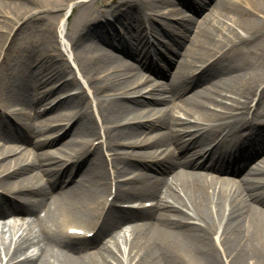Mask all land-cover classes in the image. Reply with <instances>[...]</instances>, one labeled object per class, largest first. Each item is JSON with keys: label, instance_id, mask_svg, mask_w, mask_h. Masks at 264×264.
Wrapping results in <instances>:
<instances>
[{"label": "bare ground", "instance_id": "1", "mask_svg": "<svg viewBox=\"0 0 264 264\" xmlns=\"http://www.w3.org/2000/svg\"><path fill=\"white\" fill-rule=\"evenodd\" d=\"M0 1L8 4L4 12L9 17L0 23L4 25L0 32L1 80L13 42L23 27L20 28L18 21L27 20L32 9L41 8L50 13L71 0ZM90 1L67 4L65 15L77 3L74 29L78 25L87 27L85 34L69 40L68 47L73 44L83 47L93 40L87 58L81 60L71 47L72 58L82 61L83 68H89L91 75L87 73L86 77H91L90 87L104 142L89 150L93 143L77 138L79 133L94 135L95 130L99 135L100 129L91 103L86 101L85 91L79 86L77 91L53 101L49 108L56 112L57 120L69 119L63 109L59 111L61 107L73 106L76 112L63 133H70L69 139L47 148L55 145L61 136L45 137L49 135L47 131L63 127H51L49 118L42 116L39 109L36 111L35 106L43 100L51 103L55 91L69 90L77 81L55 36L53 17L48 25L50 34L46 36L44 32L37 51L23 47L15 56L26 53L25 59L15 67L21 76L29 78L32 100L19 82H12L9 88L0 83V129L8 121L5 111L16 113L22 126L14 135L7 136L0 130V218L6 214H13L15 219L34 215L30 225L35 228L32 230L29 225L24 229L9 251L0 241V261L3 256L6 261L13 259L18 251L33 245L36 246L33 253L7 264H123L120 257L123 241L129 253L126 264H264V192L249 195L234 176L247 173L264 186V158L257 167L250 165L252 158L263 154L260 151L264 147V60L258 65L231 68L220 63L226 58L223 53L228 47L210 46L216 40L214 21L228 25V18L235 23L228 25L229 35L234 32L237 36L234 49L247 48L255 36L240 38L237 30L252 34V30L260 29L264 15L259 13L264 14V0H218L200 19L191 14L165 13L172 8L167 1L108 0L116 19H123L136 29L124 35H119L105 17L91 13ZM211 1L183 0L182 5L198 14ZM155 11L169 19L151 28L149 19ZM170 17L175 18L170 20ZM150 31L164 37L159 45L169 57V67L174 63L171 55L177 57V49L188 40L181 57L176 59L172 76L170 70L152 69L154 76L163 81L143 77L138 70L148 68L149 63L158 65L151 61L152 55L163 57L157 46L147 43ZM66 36L69 38L72 33ZM58 56L62 57L61 61L56 60ZM125 58L133 59L138 66ZM121 66L126 68V73L120 72ZM67 73L70 78L61 80ZM51 81L58 84L56 88L36 96ZM173 83H180L178 90L168 89ZM144 86L149 87V96L141 98L139 94ZM197 87L202 88L197 90ZM226 88L228 91H224ZM127 90L136 94L123 98L122 93ZM10 92L13 95L17 92L20 98L30 102L26 104L33 114L15 108V103L8 99ZM256 96L261 102L250 111L245 104L248 98ZM175 110L178 116L173 113ZM119 114L122 115L117 118ZM148 114L154 116L150 137V130L143 126ZM120 120L124 122L117 124ZM8 128L13 129V125L9 124ZM127 130L130 132L125 133ZM118 138L124 140L121 151L116 149ZM34 140L41 148L46 147L41 156L31 149ZM103 145L109 157L103 152ZM195 156L201 161L191 163ZM54 161L64 167L56 168ZM108 165L115 180L112 192ZM127 171L131 172L130 177L117 179L118 174ZM44 175L54 177L45 189L44 183L49 179ZM136 184L142 186V197L153 202L125 219L128 210L112 203L135 193ZM55 190L53 194L57 195H52L51 191ZM13 194L20 200L9 196ZM109 206L111 211H107ZM61 214L77 218L81 227L94 230L92 237L77 238L66 234L63 227L59 232L48 229L46 220L53 221ZM126 225L129 227L120 231ZM216 228L217 239L213 236ZM91 247L95 249L88 251Z\"/></svg>", "mask_w": 264, "mask_h": 264}, {"label": "rangeland", "instance_id": "2", "mask_svg": "<svg viewBox=\"0 0 264 264\" xmlns=\"http://www.w3.org/2000/svg\"><path fill=\"white\" fill-rule=\"evenodd\" d=\"M76 1H78V0H71L67 4L70 5V4H72V2L74 3ZM107 1L108 0H91L90 3H88V7H89L88 9H89V11H91V13L97 14L99 17H105V16L108 17L109 21L108 20L107 21L111 24H114L117 31L121 32L123 30L125 34H129L130 32L133 33V31L136 29L134 27H130L129 25H127L125 20L121 19V21H120V18L116 19L118 17L114 16V11H112L111 8L108 7L109 4L107 5ZM155 1H158V0H155ZM162 1H167V2H169V5L173 6L171 9L165 10V13H167V14H173L174 16H178L181 14H191V15H194L197 19H200V18H202L203 15H205L206 13H208L210 11V8H212L217 3L218 0H212L208 4L207 8L200 11L198 14H195L192 11L185 9L183 6H179V3H178L179 0H162ZM198 1L199 0H191V2H197V3H198ZM202 1H206V0H202ZM67 4L65 6H63L61 9L57 8L53 12H50V13L43 12L41 10V8L32 9L30 11L31 14L28 16L29 18L27 20H25V18H22L18 21L20 24V28L22 26L23 27L21 28V31H20L17 39L13 42L14 48L12 47L10 54L8 56V64L3 68L0 83L3 84L2 86L9 88V84H12V82L13 83L19 82L20 84H22L23 90L25 89V93L27 95H31L30 100H32V97L34 95H33V91L30 88V86H28L29 78L26 79L25 77L21 76L22 73L16 71V67H15V65L17 63H19L25 59L26 53L23 52L21 57L16 58L15 56L17 54H20L23 51V47L33 48L34 50L37 48V46L40 47L39 41L43 37L44 32L46 33V36L48 35L47 33L50 34V27L48 25H49V23L53 22L52 18L54 17L56 19L55 20L56 21L55 35L57 36V40L60 44L61 50L65 53V55L63 57L68 60L69 65H70L71 69L73 70V73H74L77 81L75 82V85H73L69 90H66V91L61 90L60 92L55 91V93L53 94V96H55V97L52 98L53 100L51 103H48L47 100H43L40 102L39 105L37 104L35 106L36 107L35 109H37L36 111H38V107H39L40 112L43 114L42 116H46L49 118V125L51 127L54 128V127L59 126V125H61L63 127L62 129H53L51 131H47V134L49 133V135L45 136V137L51 138L52 136L56 137V136L61 135L59 141L57 143H55V145H48L47 148L59 146L63 142L67 141L70 137V133L66 134V135L64 134L65 137L62 139V137L64 136L63 133L66 131V128L69 126V124L71 123V121L75 117L76 109L73 106L61 107V109H59V111L63 109V112H65L70 117L68 120H57L55 118V115H54V114H56V112L53 110H49V108L54 104L53 101L57 100L58 98H62L63 96L67 95L70 92L77 91L78 87L81 86L83 88V90L85 91V94L87 96L86 101L89 104L91 103V106H92L91 111L93 112V115L95 117V121H96L98 127L100 128V135L98 136L96 134L97 130L94 129L95 130L93 132L94 135L81 136L83 134L79 133L81 135H78L77 138L81 139V140L88 139V140H90V142H93V145L89 149V150H92L94 145L96 146V144H98V143L102 144L104 142V136L102 135V130H101L102 123L100 121V116L96 110L95 100H94V97H93L92 92H91V87H90L91 77H86V74L89 73V68H83L82 61H80V60L74 61L73 60L72 48H74L75 52H77V55H78L77 57L80 56L81 60H83V59L87 58L86 55H87L88 51L91 50L90 45L93 43V40L90 41L91 43H89L83 47H74L75 44H73L70 46V49H69V47H68L69 40L71 38L78 37L79 34H85L87 31V27L85 26L83 28L82 27L83 25H78L76 27V29H74L73 23L75 24V15H76V12L78 10L77 5H76L77 3H75L73 5L74 7L72 9V12H71L69 19L66 20V22H64V20H63L64 12L67 10V8H69V5L67 6ZM5 5H8V4L2 3L0 1V23H5L6 20H8V18H9L6 15V13L4 12V11H6ZM162 5L166 6V3H162ZM148 10L150 12H154V10H150V9H148ZM259 14H260V16L264 15L263 13H259ZM166 17L167 16H164L162 14H156V11H155V13H153L151 18L149 19V24H150L151 28L153 27V25L159 24L160 21L165 20ZM170 19H173V18H170ZM226 21H227L228 25L232 24L233 26H235V23L233 22V20L227 18ZM258 23L259 22H256V25ZM139 24L142 25L143 27H145V24H143V23H139ZM214 25H215L216 29L213 30V32L215 34L216 40L213 41L210 44V46H212L213 48H215L217 46L228 47V49L223 53L224 57H226V58H223L224 61L220 62L222 65L230 66L231 68L232 67H240L242 64L247 65V66H253L255 64L258 65V63H260L264 60L263 59L264 58V22H260L259 23L260 29L252 30L251 31V32H253L252 34H246V31L237 30L240 33V35H239L240 38L247 37V36H255V40L252 41L251 43H249L247 48H244L243 50H240L239 48L234 49L235 45H233V42L237 40V36L233 35L234 32L229 35L228 25L221 23L218 20L214 21ZM2 29H4V25L0 24V32ZM146 30H147V28H146ZM261 31L263 33H261ZM69 33H72V36H69ZM66 34H68L69 38H67ZM161 38H162L161 36L156 35V33H154V32H149L147 34V39H149L151 44H153V45L156 44V46L162 51L161 55L163 56L162 58H159L157 55H152L151 58L153 60L157 61V63H158L157 68L158 69L163 70V71L170 70L171 76H172V72L176 69V66H177V60L176 59L179 56L181 57V54H182V52H184L186 44L188 43V40H186L185 43L183 45H180V48L177 49L178 50L177 54L179 53V55L176 54L177 57H175L174 55H171L172 56L171 61H174V63L170 64V67H169L168 66L169 57L166 56L167 53L164 51L163 47H161V45H159V41ZM129 39H131V38H129ZM131 41H134V40L131 39ZM28 42H31L32 44L28 43ZM216 43H217V45H216ZM135 44H137V43L135 42ZM107 50H110V49L108 48ZM35 51H37V50H35ZM164 54H165V56H164ZM221 57H222V55H221ZM61 59H62V57L58 56L56 60L61 61ZM125 59H127L133 65L138 66V63L135 62L134 60H132L130 58H125ZM30 67L33 68V66H30ZM119 70L122 73H126V68L124 66L119 67ZM138 70L140 72H143V76L150 77V78L153 77L157 81L162 80L159 77H154V75L152 73H150L148 70L146 71L145 69H143L141 67ZM89 75H91V74L89 73ZM70 76L71 75L67 73V74H65V76L61 80L65 79V78L68 79V78H70ZM16 79H19V80H16ZM56 86H57V83H55V81L48 82L46 85H44L43 87H41L38 90V95H36V96L40 97L41 94L50 92L51 89L56 88ZM179 86H180V83L179 84L173 83L170 87L175 89V90H178ZM202 86L207 87V85H202ZM201 88L202 87H197L196 89L201 90ZM147 90H148V86H145L141 92L142 93L141 98L148 96ZM224 91H228V88H226ZM110 92H111V90H107V91L105 90V93H110ZM16 93H14V95H13V93L10 92L8 95V99L11 98V101L13 103H15L17 106H19V110H23L24 112H26V114L29 115V113H31V111H30V109L26 103H30V102L23 100L22 98H20V95H18ZM134 94H136V93L131 92V91L129 92V90L122 93L123 98H129L130 96H133ZM53 96H51V97H53ZM12 97H13V99H12ZM176 103L180 104L179 100H176ZM65 109H67V110H65ZM173 113L176 116L179 115L177 110L173 111ZM121 115L122 114H119L117 116V118L121 117ZM153 117L154 116H152V115H147L145 118V122H144V126L148 130H150L149 135H151L154 131V129H152V127L150 125ZM9 119H10V117H9ZM18 120H20V119L17 117L16 114L11 116V122H13V124H17L16 122ZM123 122H124L123 120H120L117 122V124H121ZM7 124H8V121L5 125H3V127L1 126L0 130L2 132H4V130L6 132V127L8 126ZM33 124H34V122H33ZM104 124L106 126V123H104ZM128 132H130V130L125 131V133H128ZM73 133H74V131H73ZM38 136L41 137L44 135H38ZM176 136L179 138V136L177 134H176ZM123 141L124 140L119 139V138L115 141V144H117L116 146H118V147H116V149L118 151H121L123 149V147H124ZM30 145H31V149L33 150V152L34 151L36 152L37 156H41L44 149H46V147L40 148L39 144L36 143V140H34L33 143H31ZM102 148H103V152L108 155L107 157H109L108 151L105 150L104 145ZM260 152H263V154H260V155L257 154L258 155V156L256 155L257 157H254L251 159L252 160L251 161L252 163L250 164L251 168L257 167V165L261 163L262 158H264V147ZM13 155L14 154H12L10 156H13ZM79 159L80 158H78V160ZM52 164H53V166H55L58 169L60 167H62V168L64 167L63 165L60 166L58 164V162H56V161H54ZM108 169L110 172L109 181L111 183V191H112L113 190L112 186L114 185L115 180L113 179L109 165H108ZM128 174H129L128 171L121 173V174H118L117 179H123ZM44 177L49 179V181H48L49 185L53 183V181H54L53 176L44 175ZM51 192H52V195H57V194H53L54 192H56V190L51 191ZM137 194H139V193H137ZM55 197H57V196H55ZM60 198H66V197H60ZM17 200H20V199H18V197H17ZM111 210H112V206H109V209L107 211H111ZM16 217H22V218L21 219H15V216L13 214H6L0 218V227L3 226V231H2V233H0V241L2 242L3 246L8 248V251L13 247V245H16V242L18 240L19 235L24 231V229H26L31 224L34 215L28 214V215H23V216L21 215V216H16ZM78 221L79 220L77 218H73V217H67L66 218L63 214H61V215H58L57 218L53 221L46 220V224L48 225V229H50L51 231L59 232V229H61L64 224L68 223L67 225H75L76 226L79 224ZM30 227L32 228V230H35V228L32 227V225H30ZM128 227H129L128 225L123 226L122 230H120V231H123L124 229H126ZM213 236L216 239L218 238V229L217 228H216V231L214 232ZM127 241L128 240H125L126 243H127ZM121 247H122V254H120V257L125 262L123 264H126V262L129 259V257H126V256L127 255L129 256V253H128L126 244L123 243V241L121 243ZM94 249H95L94 247H91L90 249H88V251H91ZM35 250H36V246L27 245L24 249L18 251V255L13 259L6 261V256H4V259L2 260V262H0V264H7L8 262L11 263L14 259H16L18 257L19 258L23 257V256L28 255V254H31Z\"/></svg>", "mask_w": 264, "mask_h": 264}]
</instances>
